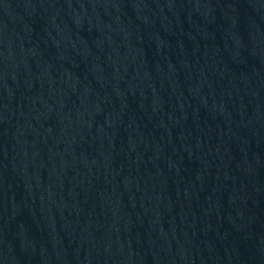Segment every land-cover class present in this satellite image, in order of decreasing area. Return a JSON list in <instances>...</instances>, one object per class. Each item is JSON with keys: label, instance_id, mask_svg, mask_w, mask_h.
Returning <instances> with one entry per match:
<instances>
[{"label": "water", "instance_id": "1", "mask_svg": "<svg viewBox=\"0 0 264 264\" xmlns=\"http://www.w3.org/2000/svg\"><path fill=\"white\" fill-rule=\"evenodd\" d=\"M0 264H264V0H0Z\"/></svg>", "mask_w": 264, "mask_h": 264}]
</instances>
